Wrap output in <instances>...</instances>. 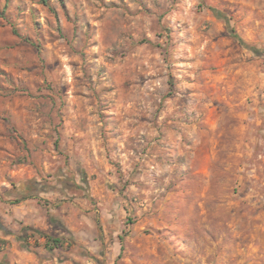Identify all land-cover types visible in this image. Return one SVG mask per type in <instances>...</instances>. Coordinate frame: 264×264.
Listing matches in <instances>:
<instances>
[{"label": "rangeland", "instance_id": "rangeland-1", "mask_svg": "<svg viewBox=\"0 0 264 264\" xmlns=\"http://www.w3.org/2000/svg\"><path fill=\"white\" fill-rule=\"evenodd\" d=\"M4 3L0 199L90 212L91 264H264V54L230 35L264 51V0Z\"/></svg>", "mask_w": 264, "mask_h": 264}, {"label": "crops", "instance_id": "crops-1", "mask_svg": "<svg viewBox=\"0 0 264 264\" xmlns=\"http://www.w3.org/2000/svg\"><path fill=\"white\" fill-rule=\"evenodd\" d=\"M49 193V192H48ZM48 193L41 192L40 195ZM60 220L63 226L51 222L49 214ZM78 210H63L59 205H46L38 197H26L14 202L13 198L0 199V221L10 233L0 230V262L6 264H91L92 256H97L102 239L98 237L95 222L89 220L90 212H83L84 223H74ZM22 225L37 227L54 236L69 234L73 241L66 246H59L49 251L44 246V237L28 238L30 248L21 245L17 234ZM38 246H34V242ZM32 247V248H31ZM81 250L85 252L81 255Z\"/></svg>", "mask_w": 264, "mask_h": 264}, {"label": "trees", "instance_id": "trees-1", "mask_svg": "<svg viewBox=\"0 0 264 264\" xmlns=\"http://www.w3.org/2000/svg\"><path fill=\"white\" fill-rule=\"evenodd\" d=\"M6 1L4 3V6L2 7L1 11L3 12L5 7H6ZM45 1V0H44ZM211 10L213 11V13L220 17L223 18L227 25L229 26V19L227 17V15L224 12H221L220 10L216 9V8H211ZM230 35L236 39L243 47L247 48L248 50H250L252 53L257 54V55H262L264 54V51L257 48L256 46L249 44L248 42L244 41L243 38L233 29L230 28ZM24 188H22V190L25 191V193L21 196H15L13 198L14 202H18L20 199L26 198V197H37V195L35 193H32L33 190H37L38 193L42 190L39 187V182L37 181H26L24 182ZM30 192V193H29ZM29 193V194H28ZM44 205L47 206V208L49 207L50 204L48 203H42ZM49 219L51 222L57 223L61 226H63L62 222L60 220H58L53 214H49ZM130 219V218H128ZM129 223V222H128ZM97 225L99 226V223H97ZM100 227V226H99ZM0 230H2L4 233H10L7 228L2 224V222L0 221ZM17 238L20 240L21 245L25 248H30V244L28 243V238L30 236L33 237H44V246L49 250L52 251L54 248L59 247V246H66L68 247L73 239L72 237L67 234L64 236H54L52 234H49L37 227L31 226V225H22L20 228L19 233L16 235ZM119 240H120V252L118 253V256L121 254V251L123 249V244H122V236H119ZM38 242L35 241L34 242V246H38ZM32 248V247H31ZM103 255V252H100ZM0 264H6L5 262H0ZM77 264V263H76Z\"/></svg>", "mask_w": 264, "mask_h": 264}]
</instances>
